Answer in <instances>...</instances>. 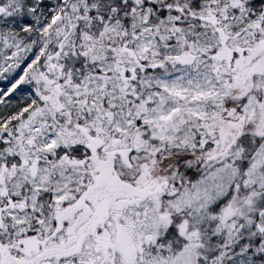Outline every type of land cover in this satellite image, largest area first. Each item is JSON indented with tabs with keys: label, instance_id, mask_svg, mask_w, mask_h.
<instances>
[{
	"label": "snow or ice",
	"instance_id": "snow-or-ice-1",
	"mask_svg": "<svg viewBox=\"0 0 264 264\" xmlns=\"http://www.w3.org/2000/svg\"><path fill=\"white\" fill-rule=\"evenodd\" d=\"M0 264H264V0H0Z\"/></svg>",
	"mask_w": 264,
	"mask_h": 264
}]
</instances>
